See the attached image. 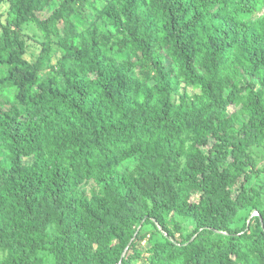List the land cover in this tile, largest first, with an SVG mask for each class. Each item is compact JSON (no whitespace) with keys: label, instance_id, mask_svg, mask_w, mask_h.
<instances>
[{"label":"trees","instance_id":"16d2710c","mask_svg":"<svg viewBox=\"0 0 264 264\" xmlns=\"http://www.w3.org/2000/svg\"><path fill=\"white\" fill-rule=\"evenodd\" d=\"M254 149L264 0H0V264H264Z\"/></svg>","mask_w":264,"mask_h":264},{"label":"rangeland","instance_id":"374dc122","mask_svg":"<svg viewBox=\"0 0 264 264\" xmlns=\"http://www.w3.org/2000/svg\"><path fill=\"white\" fill-rule=\"evenodd\" d=\"M30 50H29V54L27 56V59L30 60V61H33L35 59L36 56H38L39 54V47H38V43L31 40L30 42ZM60 57V56H59ZM58 60V58H56L54 60V63ZM193 89L192 87H186V86H182V89H181V93H184V92H192ZM254 153H256V159H257V162L259 164V167L262 168L264 167V151L263 150H258V149H254L253 151ZM136 161H129V162H126V163H123L120 167V171L121 172H130L132 171L135 166H136ZM262 183H263V179L260 178L259 180L256 178L254 181H253V184L257 187H260L262 186ZM95 186L93 185V183H90L89 185H87L85 187V190L87 192H94L96 191V189H94ZM257 213L254 212L252 214V216H256ZM179 221H182L184 224H183V235L184 237L186 238L187 236L191 235L193 233V230H194V227H195V224L192 222V221H186L184 220L183 218L181 217H177ZM143 233L146 234V239L145 241L143 242V248H147L150 244H154L156 242H159V241H162L163 240V236L162 234L159 232V230L154 226V225H147L144 229H143ZM45 254H43L42 256H44ZM148 257V253L147 251L144 252V255L143 257L136 262V264H148L147 261H146V258ZM47 264H55L54 261L49 258L48 261H47Z\"/></svg>","mask_w":264,"mask_h":264},{"label":"water","instance_id":"95a60500","mask_svg":"<svg viewBox=\"0 0 264 264\" xmlns=\"http://www.w3.org/2000/svg\"><path fill=\"white\" fill-rule=\"evenodd\" d=\"M142 228V226L140 227V229ZM124 256H125V254H124Z\"/></svg>","mask_w":264,"mask_h":264}]
</instances>
